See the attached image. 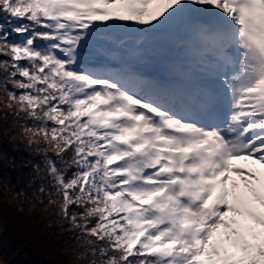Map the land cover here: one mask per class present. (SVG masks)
Listing matches in <instances>:
<instances>
[{"label": "snow or ice", "instance_id": "obj_1", "mask_svg": "<svg viewBox=\"0 0 264 264\" xmlns=\"http://www.w3.org/2000/svg\"><path fill=\"white\" fill-rule=\"evenodd\" d=\"M13 147L70 264H264V0H0Z\"/></svg>", "mask_w": 264, "mask_h": 264}, {"label": "trees", "instance_id": "obj_2", "mask_svg": "<svg viewBox=\"0 0 264 264\" xmlns=\"http://www.w3.org/2000/svg\"><path fill=\"white\" fill-rule=\"evenodd\" d=\"M6 151L17 166L0 160V260L3 264H70L64 254L66 241H53L56 221L47 219L43 209L33 202L19 150L13 147ZM17 193L26 194L17 198Z\"/></svg>", "mask_w": 264, "mask_h": 264}, {"label": "rangeland", "instance_id": "obj_3", "mask_svg": "<svg viewBox=\"0 0 264 264\" xmlns=\"http://www.w3.org/2000/svg\"><path fill=\"white\" fill-rule=\"evenodd\" d=\"M1 233H2V223H1V220H0V236H1Z\"/></svg>", "mask_w": 264, "mask_h": 264}]
</instances>
